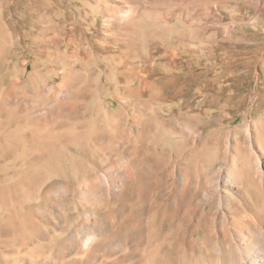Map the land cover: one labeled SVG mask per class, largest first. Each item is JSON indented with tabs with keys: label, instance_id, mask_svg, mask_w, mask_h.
<instances>
[{
	"label": "rangeland",
	"instance_id": "obj_1",
	"mask_svg": "<svg viewBox=\"0 0 264 264\" xmlns=\"http://www.w3.org/2000/svg\"><path fill=\"white\" fill-rule=\"evenodd\" d=\"M256 151L264 0H0V264H141L151 239L158 264H209L210 232L241 214L216 179ZM125 168L95 255L79 251L92 221L75 188ZM244 190L252 212L264 183Z\"/></svg>",
	"mask_w": 264,
	"mask_h": 264
},
{
	"label": "bare ground",
	"instance_id": "obj_2",
	"mask_svg": "<svg viewBox=\"0 0 264 264\" xmlns=\"http://www.w3.org/2000/svg\"><path fill=\"white\" fill-rule=\"evenodd\" d=\"M110 118H112L111 115H110ZM113 119H114V125H117L119 122L118 119H116L115 117H113ZM115 165L116 164L113 161H111L105 168L104 172H107V170H109L110 172V170ZM246 167L248 169V172H246L244 176H242L241 174V172L243 173L242 169L240 171L238 168H235V166H231L228 169V172L226 173L225 176L220 174L218 178L216 179V183H215L216 190L218 189L217 190L218 192L220 193L224 192V194L231 195L232 197H234V199L230 201L233 203L232 207L235 212H239L241 214H240V218L237 220L231 214L232 210L228 211L226 209L227 211L225 212V214H222L221 221L219 222L217 227H215V232H210L212 238L220 240L221 243L216 244L213 248L210 247L211 248L210 249L211 259L209 261L210 262L209 264H264V195L260 197V195L257 193L256 194L251 193V196L255 199V202H254L255 207L254 209H252V212L249 211L247 201L242 198L243 192L246 191L244 190V179L248 174L253 179H255V182L258 181L261 184L264 183V153L259 152V151L253 152L252 156L248 160V164ZM130 174H131L130 169L125 168L123 171V177L119 180L110 181L108 183H105V185L101 186V185H98L97 182H95V179L89 178L90 180H81L80 184L75 188L74 192H75V197L77 198V200L84 203L85 206L88 207V210L84 211V215L86 219L92 221V224L89 230H87V232H85V235H83L82 239L77 242L79 245V248H78L79 251L84 253L89 250L95 255L96 253L95 251L96 249H98L97 240H98V236L102 232L103 223L106 221L105 223L109 225L111 221L109 219V215L102 216L101 219L97 220L94 217V213L96 212L98 206H100L104 202L107 196L118 195V193L125 187L126 181L124 180L128 178ZM211 176L213 177L214 175H211ZM203 177L201 179L204 180ZM100 178H102L101 180L103 181L104 179L103 175H100ZM182 179L185 180L187 183L188 181L190 182L189 177L186 174H184ZM230 181L233 182L234 185L231 184ZM236 185H237L238 192H235V191L233 193L230 192L232 191L233 188H235ZM67 189L70 190L68 183L62 182V183H58V185L56 186L55 192L56 193H59V192L67 193L66 191ZM239 191H242V192L240 193ZM207 192H208V189H207ZM207 197L210 198L209 196ZM172 199H174V201L171 200L168 203V205L171 208H173L172 207L174 205L173 203L177 202L176 195L173 196ZM206 200L208 199L206 198ZM219 207H220V203H219ZM73 239L74 238H71L69 240L71 245L76 243ZM135 239H138V238L134 237V240ZM153 241L151 239L150 243L148 242L150 245L149 247L147 246L148 247L147 250L146 248L145 250L141 248L140 250L141 255L139 256V258L136 257V259L137 258L138 260L140 259L139 263L141 262V264H158V261H159L157 260V257H159L157 255L158 250L154 249ZM120 242L121 241H119V243ZM69 252L70 251H68V253ZM97 253L99 254V252ZM130 255L128 254L127 257L117 260L116 263L122 264L125 261V259H127ZM84 259L85 258L82 255L80 258L73 257L71 261L72 262L80 261ZM88 261L89 260H87L86 262ZM130 264H136V262L134 261V262H131Z\"/></svg>",
	"mask_w": 264,
	"mask_h": 264
}]
</instances>
